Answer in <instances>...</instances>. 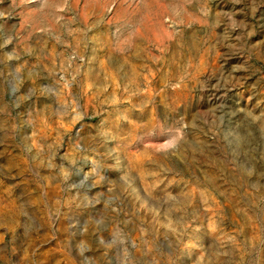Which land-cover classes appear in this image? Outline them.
<instances>
[{"label": "rangeland", "instance_id": "374dc122", "mask_svg": "<svg viewBox=\"0 0 264 264\" xmlns=\"http://www.w3.org/2000/svg\"><path fill=\"white\" fill-rule=\"evenodd\" d=\"M0 264H264V0H0Z\"/></svg>", "mask_w": 264, "mask_h": 264}]
</instances>
